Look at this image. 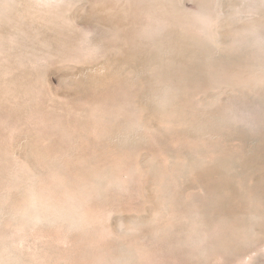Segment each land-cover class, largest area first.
I'll list each match as a JSON object with an SVG mask.
<instances>
[{
  "label": "bare ground",
  "instance_id": "1",
  "mask_svg": "<svg viewBox=\"0 0 264 264\" xmlns=\"http://www.w3.org/2000/svg\"><path fill=\"white\" fill-rule=\"evenodd\" d=\"M262 246L264 0H0V264Z\"/></svg>",
  "mask_w": 264,
  "mask_h": 264
},
{
  "label": "snow or ice",
  "instance_id": "2",
  "mask_svg": "<svg viewBox=\"0 0 264 264\" xmlns=\"http://www.w3.org/2000/svg\"><path fill=\"white\" fill-rule=\"evenodd\" d=\"M42 7H51V4H43ZM62 87H69V88H75L78 85L74 84L72 81H69L67 85L62 84ZM252 256H261L264 257V246L260 247L256 252L252 253Z\"/></svg>",
  "mask_w": 264,
  "mask_h": 264
},
{
  "label": "water",
  "instance_id": "3",
  "mask_svg": "<svg viewBox=\"0 0 264 264\" xmlns=\"http://www.w3.org/2000/svg\"><path fill=\"white\" fill-rule=\"evenodd\" d=\"M239 12H241V11H239ZM250 13V11H249V9H244V11H242L241 13ZM248 103H250V106L252 107V109H255V107H257V100H255V99H253V98H249V100H248ZM260 103V102H259ZM251 108H248V109H243L244 111H251L252 110ZM254 111V113H255V111L256 110H253ZM260 115H261V112L259 113ZM247 119V118H246ZM247 120H249V119H247ZM249 122V121H248Z\"/></svg>",
  "mask_w": 264,
  "mask_h": 264
},
{
  "label": "rangeland",
  "instance_id": "4",
  "mask_svg": "<svg viewBox=\"0 0 264 264\" xmlns=\"http://www.w3.org/2000/svg\"><path fill=\"white\" fill-rule=\"evenodd\" d=\"M62 74H64V73H62ZM62 74L56 75L55 80L58 81L59 76L62 75Z\"/></svg>",
  "mask_w": 264,
  "mask_h": 264
}]
</instances>
